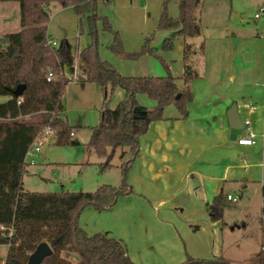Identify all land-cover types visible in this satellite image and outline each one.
<instances>
[{
	"label": "trees",
	"instance_id": "1",
	"mask_svg": "<svg viewBox=\"0 0 264 264\" xmlns=\"http://www.w3.org/2000/svg\"><path fill=\"white\" fill-rule=\"evenodd\" d=\"M8 1L19 5V29L5 36L7 43L0 50V245L7 246L0 264H26L30 254L43 242L52 253L40 264H133L118 241L102 233L89 235L81 229L79 215L87 208L110 209L120 195L131 193L127 172L138 153L139 138L152 122L162 118L167 106H174L180 117L186 118L185 105L191 101L187 85L197 77L187 64L194 52L184 45L182 89L178 88V78L171 76L166 65L165 76L122 77L106 62L100 61L95 50V22L100 21L102 31L114 37L109 46L112 53L130 59L139 55L124 54L107 19L96 15L98 2L105 4L109 0H0ZM202 2L178 0L176 20L168 18L163 8L159 26L172 27L173 35L182 39L199 36L200 25L195 12ZM53 3L70 8L80 26L82 18L88 26L90 44L80 51L78 62L83 81L97 84L103 101L98 124L91 128L88 147L103 159L99 164L101 170L110 166L117 147L129 148L133 153L132 159L121 166L118 187L102 185L93 192L79 193H36L22 187L25 154L36 134L48 127L56 135V144H66L71 133L62 102L69 81L64 77L46 81L48 69L56 71L53 72L55 76L73 65V57L64 42L57 48L47 43L51 40L47 24ZM21 85L24 87L21 94L15 95ZM115 88L123 91L124 98L110 109L106 99ZM140 95L155 103L152 110L139 108L137 97ZM138 111H143V115ZM224 200L220 192L207 206L211 221L221 219ZM183 264L229 263L222 258L194 260L187 257ZM255 264H264V227Z\"/></svg>",
	"mask_w": 264,
	"mask_h": 264
},
{
	"label": "rangeland",
	"instance_id": "2",
	"mask_svg": "<svg viewBox=\"0 0 264 264\" xmlns=\"http://www.w3.org/2000/svg\"><path fill=\"white\" fill-rule=\"evenodd\" d=\"M261 1L203 0L197 12L202 33L200 37L185 39V42L191 44L199 54L197 60L192 63V68L201 73L204 66L206 71L204 81L205 77L209 78L207 70H209L210 61L215 59L211 53L207 54L208 44L209 51L213 53L216 46H224L223 63L228 57L230 65L228 73L234 72L236 78L246 79L250 73L253 74L259 69L258 78L264 81V18H254ZM177 2L178 0H121L118 3L109 0L105 4L98 2L96 15L107 19L111 31L119 38L122 52L127 55L139 54L130 59L112 53L109 46L114 37L109 32H103L101 22L97 21L95 22V50L98 59L106 62L122 77H143L147 72L150 76H165V65L172 77H181L182 61L180 60L183 41L180 37L173 35L172 27L159 26L163 8L168 18L176 20ZM18 29V3L0 2V50L7 43L5 36ZM47 35L57 42L58 46L64 42L73 61L77 56V76L80 74V77L73 79L72 68H64L59 71L61 73L55 75V78L64 77L69 81L62 102L65 107L67 125L74 136L69 140L68 135L69 142L66 144H56V135L52 134L51 138H53L41 147L38 155L34 156V165L28 168L27 174H24L22 187L25 191L36 193H79L93 192L105 184L113 185L110 182L115 181L118 175L120 176L118 167L101 170L99 167L101 162L99 163L97 155L87 144L91 136V128L98 124L103 101L98 85L83 81L79 68L78 54L90 44L91 40L88 36L86 20L82 18L80 26L78 17L71 9L61 8L53 3L50 5ZM229 35L238 37L235 39L236 44L225 43L226 36ZM219 38L223 39L219 40ZM226 48L232 53L238 48V54L234 56L226 54ZM202 57L207 59V64ZM226 74L227 72L223 71V75ZM195 80L198 79H193L190 83L197 84ZM123 97L122 90L115 88L107 97L106 104L109 108H113ZM137 99L138 102L141 101L140 96ZM146 102L152 104L147 109L153 108L154 102L145 97L140 105L147 106ZM121 150L126 152L128 149L117 147L112 154L110 164L119 166L120 162H123V158L120 157ZM103 177L105 179H102ZM262 181V184L258 182L249 185V191L244 190L237 203L224 200L222 217L219 221L213 222L216 224L217 231L216 239L211 234V239L214 241L213 252L209 251L208 256L200 260L222 258L229 264L256 263V254L261 243V230L264 227L262 215L264 177ZM86 212L84 209L80 213L78 224H81V221L85 223V217H87L90 226L97 225V228L103 231L104 229L113 231L116 238H112L123 246L132 243V238L126 235L125 231L115 227L114 224L117 222L114 223L113 220L109 222L102 217L105 215L104 210L91 211L100 213L101 222H99V215H89ZM6 253L7 246L0 245V261ZM184 262L180 260L175 264ZM136 264L165 263L158 262L155 258L145 257Z\"/></svg>",
	"mask_w": 264,
	"mask_h": 264
},
{
	"label": "crops",
	"instance_id": "3",
	"mask_svg": "<svg viewBox=\"0 0 264 264\" xmlns=\"http://www.w3.org/2000/svg\"><path fill=\"white\" fill-rule=\"evenodd\" d=\"M197 12L199 8L195 12L196 17ZM231 36H226L225 43L236 44L235 39L238 37ZM182 41V53L184 45H188L194 52L187 64L196 74L195 79H198L195 80L197 84L189 82L187 85L191 94V101L185 105L187 116L181 118L174 106H167L162 118L148 126L146 133L139 138L138 153L127 172L131 193L120 195L116 204L104 210L105 215L102 216L109 222H117L115 227L132 238V243L125 247L119 243L128 259L135 264L145 257L155 258L165 264L185 261L187 257L194 260L206 258L209 251L213 252L211 234L217 238L216 224L209 219L207 212V206L213 198L222 192L225 198L231 195L239 200L244 190L249 191V185L263 183L264 81L258 78L259 69L250 73L246 79H238L234 72L228 73V57L223 63L224 46H216L213 53L209 51L208 44L207 54L211 53L215 59L210 61L207 70L209 78L205 77L204 81V66L201 73L192 68L199 54L185 39ZM225 52L234 56L238 54V48L234 53L227 48ZM203 61L207 64L206 58ZM223 71L227 74L223 75ZM148 73L143 77H158ZM180 78L176 84L182 89ZM143 97L140 95L138 106L143 111L149 110L147 107L152 104L146 102L147 106L140 105ZM232 102H236L240 118L246 124L241 137H246L248 133L254 135V143L250 146H239L229 140L225 113ZM244 104L248 107L244 108ZM73 136L71 132L69 140ZM127 149L126 152L121 150L123 162L119 166H109L118 167L120 171V176L110 182L113 184L111 186L118 187L121 184V166L133 157V153ZM97 159L99 163L103 162L102 158ZM29 167L26 166L25 174ZM86 211L89 215H99L101 222L100 213H93L92 209ZM79 226L89 235L102 233L109 238H116L110 229L103 231L97 225L90 226L87 217L85 223L81 221Z\"/></svg>",
	"mask_w": 264,
	"mask_h": 264
},
{
	"label": "built area",
	"instance_id": "4",
	"mask_svg": "<svg viewBox=\"0 0 264 264\" xmlns=\"http://www.w3.org/2000/svg\"><path fill=\"white\" fill-rule=\"evenodd\" d=\"M255 19H260V18H264V0H262V3L259 7V10L257 11V13L254 15ZM48 46H52L57 48L58 44L57 42H55L53 39L49 40L48 42ZM74 61H73V65H72V71H73V79H76L77 77H79V75L77 76V56L74 57ZM79 63V62H78ZM55 76L53 74V72L48 69L46 72V81L49 82L51 80H54ZM244 108H247L248 105L244 104L243 105ZM245 129H246V124H245ZM52 132L50 131V129L48 127H44L39 133L36 134V136L34 137V139L32 140L26 154H25V158H24V166L26 168V166H32L34 164V156H36L38 153H40L41 151V147L44 146L46 143H48L49 138L52 136ZM262 141L264 142V136L262 135ZM234 142L239 145V146H250L254 143V135L251 133H248L246 135V137H241V135L236 136ZM262 192L264 194V187H262ZM226 201L231 202V203H237L238 202V198L233 197L231 195H227L226 196ZM262 215L264 218V209L262 210Z\"/></svg>",
	"mask_w": 264,
	"mask_h": 264
},
{
	"label": "water",
	"instance_id": "5",
	"mask_svg": "<svg viewBox=\"0 0 264 264\" xmlns=\"http://www.w3.org/2000/svg\"><path fill=\"white\" fill-rule=\"evenodd\" d=\"M23 86H18L14 94L19 95L23 90ZM140 115H143V111H138ZM227 120V126L229 129V140L233 142L236 136L241 135L242 131L245 130V124L242 122L240 115L237 111L236 102H232L225 113ZM52 251L46 243H40L37 245L35 250L28 257L26 264H40L46 257L51 255Z\"/></svg>",
	"mask_w": 264,
	"mask_h": 264
}]
</instances>
